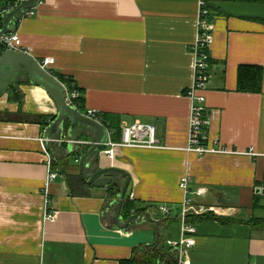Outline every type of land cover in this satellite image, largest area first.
I'll return each instance as SVG.
<instances>
[{"label": "crops", "instance_id": "1", "mask_svg": "<svg viewBox=\"0 0 264 264\" xmlns=\"http://www.w3.org/2000/svg\"><path fill=\"white\" fill-rule=\"evenodd\" d=\"M11 1L0 0V8ZM198 16L199 0H43L35 17L17 24L22 52L39 62L54 58L52 70L74 81L83 110L99 113L115 141L122 125L139 121L156 126L165 149H121L112 159L93 157L90 175L101 167L131 178L126 199L143 212L121 230L117 197L109 188L86 185L84 195H73L68 186V176L80 171L73 157L74 164L65 157L77 149L76 142L91 148L95 130L94 139L79 126L70 136L53 135L50 126L58 114L53 99L20 78L15 89L21 101L11 90L0 98V264H120L134 249L154 244L157 226L148 215L161 222L160 246L177 263L264 264V229L251 223L264 221V215L256 216L264 209V4L221 0L212 8L215 74L205 94L207 137L239 154L184 151ZM5 28L13 30L12 18L0 23ZM240 67L262 69V93L238 90ZM64 129L68 134L69 122ZM250 150L257 155H246ZM47 154L60 171L48 187ZM186 174L191 192L205 194L190 196L202 212L189 217L196 228L193 246L180 255L169 242L182 238L179 184ZM117 177L116 187L122 188L125 176ZM47 201L55 221H45ZM243 202L248 217L238 208ZM161 207L170 210L169 220ZM121 217L122 225L131 219Z\"/></svg>", "mask_w": 264, "mask_h": 264}, {"label": "built area", "instance_id": "2", "mask_svg": "<svg viewBox=\"0 0 264 264\" xmlns=\"http://www.w3.org/2000/svg\"><path fill=\"white\" fill-rule=\"evenodd\" d=\"M28 0H12L7 6L0 8V23L8 17L10 13H15L13 17L14 28L8 30L5 36L0 37V58L9 50L22 52L23 42L17 31V24L24 18H32L37 15L39 6L43 0H35L30 6L25 7L22 11L18 9L23 3ZM221 0H199V16L197 21V36L194 44L191 46L194 56L193 65V84L187 92L188 98L191 100L190 117H189V137L188 146L184 149L187 154H194L197 156H204L208 154L233 155L239 154L236 150L227 148L219 142L210 143L207 137V132L211 124L210 116L207 114V97L206 92L214 78V64L211 57V48L214 44V18L212 16L213 6ZM22 13L21 18H17L16 14ZM2 31V29H0ZM41 67L56 78L65 89L66 103L75 109L78 113L85 117L103 124L102 117L99 113L93 110H83L81 108L80 99L81 93L76 87L74 81L64 76L65 80L69 82H61L56 72L52 70L55 64L54 58H45L39 62ZM115 133L107 130V141L100 146V155L108 158H114L118 150L121 149H143V150H160L165 149L160 138L157 136V129L154 125H146L137 121L134 124H124L121 127L120 141L114 140ZM41 142H48L47 138L41 139ZM76 145H82L81 142H76ZM249 156H256L257 154L250 150L245 153ZM48 155V154H47ZM80 158L76 159L79 163ZM48 177L47 187L50 183L56 181L60 176L59 169L55 168L52 159L48 155L47 160ZM191 176L184 175L181 178L179 187L184 193L183 208L181 214L182 221V238L179 242H169V246L178 251L180 255L185 253V248L193 246V241L190 239L196 233V228L189 224L188 219L191 215H199L202 210H198L192 205L191 195L203 196L205 190L200 189L196 193L191 192L190 189ZM48 190V188H47ZM45 221H55L57 213L51 211L46 202ZM161 211L165 218L170 215V210L167 207H161ZM178 264H189L187 261H179Z\"/></svg>", "mask_w": 264, "mask_h": 264}, {"label": "water", "instance_id": "3", "mask_svg": "<svg viewBox=\"0 0 264 264\" xmlns=\"http://www.w3.org/2000/svg\"><path fill=\"white\" fill-rule=\"evenodd\" d=\"M34 1L35 0H28L27 2L23 3L18 11H22L25 7H29ZM13 15H15V13H10L8 17L11 18ZM7 33L8 29H3L0 31V37L5 36ZM24 75L32 84L43 88L53 99L57 107V117L50 126V131L53 135H59L62 137L64 135L70 136L69 133H71L72 130H75L80 124H84L88 126L89 129L95 130L96 135L93 145L79 161L80 176L82 177L84 183L88 186L94 188H109L110 190H114L118 181L117 175H124L125 182L122 185L121 191L117 196L116 201V224L121 230H125L134 220H139V215H133L126 225L121 224V214L131 183V178L128 174L118 169L101 167L97 168L92 175H90L88 172L93 157L100 154V146L105 144L107 141V129L103 124L85 117L70 107L66 103L65 89L63 85L50 73L45 71L41 67L39 61L26 52L13 50L6 51L0 58V98L11 89V86L16 85L20 78ZM66 122L70 123V129L67 131L68 134H65L66 131L64 129ZM87 175L90 176V178H88ZM257 193L261 194L262 191L258 190ZM221 201L224 200L221 199ZM155 212L158 214L157 210ZM148 219L151 222H154L157 226L154 245L159 247L160 236L163 232L162 224L160 221H153L151 219V215H148ZM168 255L171 256L174 261L178 262L173 254L168 253Z\"/></svg>", "mask_w": 264, "mask_h": 264}, {"label": "trees", "instance_id": "4", "mask_svg": "<svg viewBox=\"0 0 264 264\" xmlns=\"http://www.w3.org/2000/svg\"><path fill=\"white\" fill-rule=\"evenodd\" d=\"M231 1L241 2V3L264 4V0H231ZM55 76H57L61 82H66L68 84L72 82L71 80L67 82L64 76H60L58 74H55ZM17 86H19V84L11 86L10 90L13 91V96H15L16 100L20 102L22 98V93L18 89L17 90L15 89L17 88ZM262 86H263V71L261 68L240 67L239 82H238V90L240 92L260 94L262 93ZM80 104L82 108V105H83L82 97L80 99ZM40 119L42 120L43 117H41ZM54 119L55 117L52 118V120ZM41 123H43L44 125L43 121H41ZM68 126L69 125L67 124L66 127ZM117 135L118 133H116V136ZM90 137L92 138L94 137L92 132L90 133ZM80 140H81L80 138H77L75 141H80ZM85 147L87 146L79 145L74 152H72L65 158L69 159L73 157L74 160H76L77 158H80L81 157L80 153L84 154L90 148V147L89 148H85ZM93 162L96 163V158L94 159ZM68 186H69L71 194L84 195V187H86V184L83 182L82 177L79 174L77 176H68ZM120 191H121V188L116 187L114 190H110V196L116 198L119 195ZM258 207H259L258 200L255 199L253 208L256 209ZM140 211L143 212V210H138V208L135 207V204L130 202L128 198L125 200L123 210H122L123 217H125L126 219H129L131 218L133 214L135 215V214L141 213ZM166 219L169 220V217ZM251 223L252 225L256 227L259 226L260 228L264 229V221L262 220L253 219ZM120 264H178V263L174 261L173 258L168 255L167 252L164 251L162 246L159 245V247H156L154 244H151V245L145 244V245H142L134 249L132 257L128 260L121 261Z\"/></svg>", "mask_w": 264, "mask_h": 264}, {"label": "rangeland", "instance_id": "5", "mask_svg": "<svg viewBox=\"0 0 264 264\" xmlns=\"http://www.w3.org/2000/svg\"><path fill=\"white\" fill-rule=\"evenodd\" d=\"M21 79L22 80H26L27 78H26V76L24 75L23 77H21ZM79 132H81V133H87L86 135H88V134H90L91 133V129H89L88 128V126H86V125H84V124H80L79 125ZM85 136V135H84ZM83 136V137H84ZM68 160H70V162L71 163H73V160H72V158L70 159H68ZM74 164V163H73ZM74 171H76V169L74 170ZM193 197V196H192ZM194 199V198H193ZM262 203L264 204V199L262 200ZM192 204H194V202L192 201ZM245 205L246 206H248V204H245V202H243V205H240L239 204V206H238V208L241 210V212L243 213V216L242 217H248L249 215H250V211H249V209L247 208V207H245ZM252 211V210H251ZM259 212H261V213H259L258 215H256V216H259L260 214H262V215H264V209H259L258 210ZM263 212V213H262Z\"/></svg>", "mask_w": 264, "mask_h": 264}]
</instances>
